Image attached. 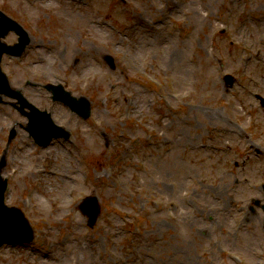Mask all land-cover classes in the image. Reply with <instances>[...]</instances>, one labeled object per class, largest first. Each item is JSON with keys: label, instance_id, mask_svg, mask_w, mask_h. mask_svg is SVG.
Masks as SVG:
<instances>
[{"label": "rangeland", "instance_id": "obj_1", "mask_svg": "<svg viewBox=\"0 0 264 264\" xmlns=\"http://www.w3.org/2000/svg\"><path fill=\"white\" fill-rule=\"evenodd\" d=\"M0 11L30 35L20 58H2L11 87L71 134L36 144L2 97L5 203L34 238L1 246L0 264H264V213L249 209L264 181V0H0ZM45 84L87 99L90 116Z\"/></svg>", "mask_w": 264, "mask_h": 264}, {"label": "water", "instance_id": "obj_2", "mask_svg": "<svg viewBox=\"0 0 264 264\" xmlns=\"http://www.w3.org/2000/svg\"><path fill=\"white\" fill-rule=\"evenodd\" d=\"M11 29L15 30L20 35L19 37L20 42L13 46H8L0 41V59H1V55L3 52H9V53H13L16 55L20 54L25 44L28 42L27 34L22 30V28L19 25H17V23L9 19L7 16H4L2 13H0V38L3 37ZM228 79L231 81V78L228 77ZM52 88L54 92L56 88L54 87ZM59 89L61 91V87H59ZM0 93H4L11 97L17 98L19 103L21 104V109H23L24 106H27L28 108H30L31 112L27 113V115L31 119V122H33L32 120L35 119V115H37L42 118L43 123L45 125L57 128L52 123L51 119L49 118L47 114L39 112L37 109H35L34 106L29 104L25 100V98L21 95L19 91L13 90L9 87L8 81L5 75L1 72V70H0ZM57 94L59 93L56 92V95ZM61 99L67 102L68 104H70L73 109L78 110L81 115L87 116L89 114V106L86 100L84 99L76 100L75 98H71L68 93L63 92V91H62ZM55 135H60V134L57 133ZM45 141L46 140H43L41 142L44 143ZM4 188H5V181H1V178H0V244L3 241H11V242L16 241L15 238L9 234L10 231H9L8 224H11L13 226L16 225V230L19 229L18 225H20L21 228L27 233V236L24 238H20V240L30 239L31 231L28 225L25 223V221L21 217L19 211L17 209H9L6 206H4L3 204ZM94 205H95V198H91L89 202L88 210L85 208V210L90 214L92 223L94 222V219L97 215V210L95 211ZM4 215L7 218V222L4 219ZM13 218H16L17 221L14 220Z\"/></svg>", "mask_w": 264, "mask_h": 264}, {"label": "bare ground", "instance_id": "obj_3", "mask_svg": "<svg viewBox=\"0 0 264 264\" xmlns=\"http://www.w3.org/2000/svg\"><path fill=\"white\" fill-rule=\"evenodd\" d=\"M216 115H218V113H215Z\"/></svg>", "mask_w": 264, "mask_h": 264}]
</instances>
